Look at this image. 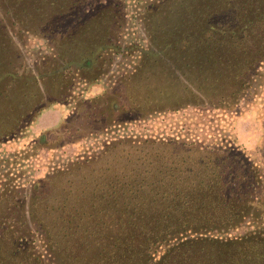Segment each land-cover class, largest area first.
<instances>
[{
    "label": "rangeland",
    "instance_id": "obj_1",
    "mask_svg": "<svg viewBox=\"0 0 264 264\" xmlns=\"http://www.w3.org/2000/svg\"><path fill=\"white\" fill-rule=\"evenodd\" d=\"M213 2L0 0V264H264V235L178 244L158 236L187 214L156 221L164 205H148L129 220L121 205L127 173L156 175L155 145L176 156L192 140L243 150L264 210V55L199 43L226 11L207 16ZM145 136L167 143L136 145ZM210 213L225 225V208Z\"/></svg>",
    "mask_w": 264,
    "mask_h": 264
},
{
    "label": "trees",
    "instance_id": "obj_2",
    "mask_svg": "<svg viewBox=\"0 0 264 264\" xmlns=\"http://www.w3.org/2000/svg\"><path fill=\"white\" fill-rule=\"evenodd\" d=\"M215 6H217L215 10H206L207 16L213 13L219 14L221 9L226 11L211 27L203 28L198 35L199 43L207 44L213 49H221L225 45L239 46L249 53L253 51L250 49L252 46H257L264 55V0H214L211 7ZM257 59L260 60L258 57ZM242 81L245 83V79ZM242 90V86L233 90L234 101ZM51 106L54 105L49 104L46 107ZM64 116L65 114L62 115L61 121L64 120ZM132 119L135 118H129L127 121ZM135 141L136 145L142 144L147 147L153 143H167L165 138L148 136ZM177 148L183 151L182 155L178 152L176 156L165 154L166 152L157 145L148 152L153 165L151 169L156 171L154 178H150V174H145L143 171H136L134 175L127 173L121 180L123 195L121 205L126 218L131 220L135 215L134 218L141 220V217H144L142 211L147 209L148 205L163 204L164 212H157L161 218L153 214V220L163 219L170 223L173 210L187 214L189 220L181 228L175 226L168 228L162 236H158L160 240L173 232H179L175 236L177 241H174L178 244L185 242L189 244L197 240L234 242L248 238L249 235L262 237L264 210L256 212L259 199L254 194L253 187H250V182L242 180L244 175L241 173L246 166L251 172L257 170L251 158L238 148L235 151L232 147L207 148L203 144L194 145L192 140H180L177 142ZM203 152L207 154L201 155ZM131 170L133 171L134 168L132 167ZM168 172L169 176L166 175ZM253 205H255L254 209H252ZM134 206L137 207L134 211L137 212L136 214L132 213ZM224 208L227 214L223 215L224 220L221 224L225 225L215 226L218 223L213 222L210 212L216 215V211ZM127 209L132 211L126 212ZM245 215H252L249 228L240 234H233L231 230L242 226L246 220ZM145 217H148V214H145ZM152 248L153 246H149L148 255L152 252ZM170 251L171 249L165 246L160 256H165Z\"/></svg>",
    "mask_w": 264,
    "mask_h": 264
},
{
    "label": "crops",
    "instance_id": "obj_3",
    "mask_svg": "<svg viewBox=\"0 0 264 264\" xmlns=\"http://www.w3.org/2000/svg\"><path fill=\"white\" fill-rule=\"evenodd\" d=\"M55 111L58 114H55L54 113ZM42 114L45 115L44 121L50 120L49 122L50 125H56L60 121L62 115L64 114V110L62 109V107L54 105L52 107L45 108L40 115Z\"/></svg>",
    "mask_w": 264,
    "mask_h": 264
}]
</instances>
